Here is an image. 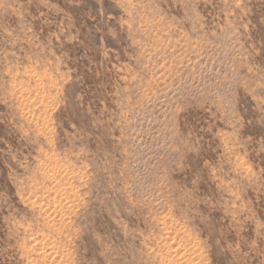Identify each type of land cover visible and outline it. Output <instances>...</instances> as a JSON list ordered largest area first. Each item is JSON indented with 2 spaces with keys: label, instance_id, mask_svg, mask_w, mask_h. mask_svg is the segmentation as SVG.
Returning a JSON list of instances; mask_svg holds the SVG:
<instances>
[{
  "label": "rangeland",
  "instance_id": "rangeland-1",
  "mask_svg": "<svg viewBox=\"0 0 264 264\" xmlns=\"http://www.w3.org/2000/svg\"><path fill=\"white\" fill-rule=\"evenodd\" d=\"M0 264H264V0H0Z\"/></svg>",
  "mask_w": 264,
  "mask_h": 264
}]
</instances>
